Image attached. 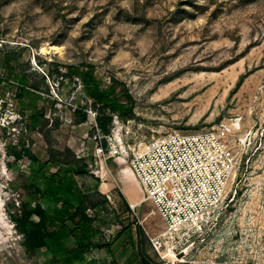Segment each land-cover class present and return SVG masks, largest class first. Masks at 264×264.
I'll return each instance as SVG.
<instances>
[{
    "label": "rangeland",
    "instance_id": "obj_1",
    "mask_svg": "<svg viewBox=\"0 0 264 264\" xmlns=\"http://www.w3.org/2000/svg\"><path fill=\"white\" fill-rule=\"evenodd\" d=\"M179 7L194 17L182 13L172 20ZM4 50L15 54L9 58ZM50 62L63 71L92 65L103 87L112 77L125 84L135 106L113 120L117 131H130L126 141L137 145L170 128L214 129L235 145L241 164L227 199L213 222L180 245H188L185 255L164 261L152 250L150 236L165 230L163 219L150 200L131 210L128 199L140 200L145 191L135 176L136 183L123 178L122 171L132 172L128 162L110 158L102 170L90 134L97 111L77 76L43 79L57 68ZM0 77V222L11 226L0 239V264H51L61 249L76 246L68 236L29 257L9 217L24 203L35 207L39 197L26 186L33 181L44 188L57 171L42 165L51 147L86 157L88 175L114 187L104 208L88 211L95 219L87 231L94 247L74 264H142L137 224L158 264H264V0H0ZM20 83L40 88L19 98ZM76 108L86 111V124L77 123ZM23 136L40 162H14L7 154ZM52 180L84 183L71 171ZM47 207L42 199L35 217ZM122 226L127 231L112 247H95Z\"/></svg>",
    "mask_w": 264,
    "mask_h": 264
},
{
    "label": "built area",
    "instance_id": "obj_2",
    "mask_svg": "<svg viewBox=\"0 0 264 264\" xmlns=\"http://www.w3.org/2000/svg\"><path fill=\"white\" fill-rule=\"evenodd\" d=\"M92 129L94 157L99 158L102 170L110 158L128 162L145 191L140 204L152 201L154 212L166 225L165 230L150 236L152 250L164 261L173 257L171 251L185 255L182 252L188 245H180L191 243L189 237L195 231L213 222L227 199L241 164L235 145L214 129L170 128L137 145L124 139L131 134L129 130L125 134L123 127L117 131L115 119L108 135L101 133L96 118ZM84 152L88 157V148ZM94 174L104 179V173ZM129 205L135 212L137 205Z\"/></svg>",
    "mask_w": 264,
    "mask_h": 264
},
{
    "label": "trees",
    "instance_id": "obj_3",
    "mask_svg": "<svg viewBox=\"0 0 264 264\" xmlns=\"http://www.w3.org/2000/svg\"><path fill=\"white\" fill-rule=\"evenodd\" d=\"M182 13H186L191 17L195 15V13L179 7L172 13V20H178ZM4 54H7V56L11 58V56H14L15 50H4ZM49 64H54L57 68L55 71L45 73L43 76L44 80L46 76H53V73H56L59 77H69L70 79L73 78V76H77L81 85L84 87V91L91 99V104L97 111L96 121L102 134L108 135L111 133L114 114L122 113L126 117L128 112L133 111L135 100L125 84L115 77L111 78L109 85L103 87L101 79L96 77L92 65L87 64L82 67L65 65L66 70L63 71L56 62H50ZM23 76L27 77L28 75L25 74ZM1 82H3V78L0 77V83ZM241 83L242 78L238 82L237 88ZM39 88L38 84H33L28 87L20 83V92L17 95H19V98H22L26 92L38 91ZM2 105L6 106L5 103ZM74 112L81 114L77 123L86 122L88 120L86 111L80 112V110L76 108ZM22 114L24 115V111H22ZM43 114L44 113L41 112V116ZM33 117L36 116L34 115ZM45 121L47 120L42 119V122H38L42 125L45 124ZM27 128H31V123L25 125L24 130H27ZM94 132L95 129L90 130V134ZM45 138L47 142H49L46 134ZM31 143L32 142H30L28 138L23 136L15 145L7 149V154L13 157L14 162L30 161L38 163L41 159L33 152ZM67 153L71 155L70 158L66 156ZM47 154L48 159L42 163L43 166L52 162L59 167L62 165L68 166L69 171L78 176H84L90 173L88 159L86 157H79L76 153H73L69 147H65V149L51 147L48 149ZM7 164L11 165L10 162ZM54 181H56L55 178ZM71 184L66 186L60 185V183L55 184L47 182V185L42 188L40 184L32 181L26 187L33 191L32 193L34 196L39 197L36 200L35 207L42 199L47 198V200L54 201V208L49 210L47 207L38 218L35 217V207L31 206L28 202L24 203L20 213L13 214L9 212V217L13 221L15 230L22 237L20 243L27 256L32 257L42 249H49L51 244L62 241L68 236L75 237L76 246L70 249H61L60 252H58V256L55 258L53 257L51 264H74L77 260H84L85 253L94 247L91 236L87 231L91 228L95 219L88 211L92 208H104L108 200L106 197L104 199H94V195L88 193L76 197V184ZM94 193L100 194L99 191ZM73 200L77 203H74ZM126 231L127 227L122 226L115 236L110 234L108 238L104 237L103 244L98 243L95 247L100 249L112 247ZM136 232L137 251L142 264H158L150 259L144 247L146 234L141 224H137Z\"/></svg>",
    "mask_w": 264,
    "mask_h": 264
},
{
    "label": "crops",
    "instance_id": "obj_4",
    "mask_svg": "<svg viewBox=\"0 0 264 264\" xmlns=\"http://www.w3.org/2000/svg\"><path fill=\"white\" fill-rule=\"evenodd\" d=\"M84 124H86V122L85 123H83V125ZM81 145V144H80ZM34 152V151H33ZM36 154V153H35ZM44 161H46V160H44ZM43 161V162H44ZM45 166H47V168H50L51 166H56V170H57V174L56 175H54L55 173H56V171H54V173H51V177H50V181H48V182H51V181H53L52 180V178L53 177H58V175L59 174H61L62 173V171L63 172H65V174H66V172L67 171H69V168L67 167V166H65V165H62V166H58L57 164L55 165V164H53L52 162H49V163H47ZM43 168H45V167H43ZM42 169V168H41ZM43 170V169H42ZM42 172V171H41ZM131 174H132V176H133V178H134V180H132V176L131 177H129V178H124V179H126V180H131V181H133V182H135L136 183V180H135V177H134V175H133V173L131 172ZM44 175V174H43ZM82 179H83V184L82 185H76V189H75V195H76V197L77 196H80V195H82V194H86V193H88V194H93L94 196H97L98 194L97 193H94V192H96V191H99V198H101V199H104L105 197L107 198V197H109L110 198V195L113 193V190H114V187L112 186V184H110V183H108V182H101L97 177H95V176H93V175H84V176H80ZM46 186V185H45ZM142 199V198H141ZM128 201H129V204L131 203V201L128 199ZM133 202H139V200H137V201H133ZM47 204H48V209L49 210H51V209H53L54 208V201L53 200H47ZM141 205V204H140ZM139 205V206H140ZM139 206H137V208L139 207ZM47 209V208H46ZM138 218H139V215H138ZM143 219V218H142ZM147 230V229H146ZM147 232L149 233V235H151V233L147 230ZM158 234V233H157ZM154 235H156V234H154ZM153 235V236H154ZM152 236V235H151ZM63 241V240H62Z\"/></svg>",
    "mask_w": 264,
    "mask_h": 264
},
{
    "label": "bare ground",
    "instance_id": "obj_5",
    "mask_svg": "<svg viewBox=\"0 0 264 264\" xmlns=\"http://www.w3.org/2000/svg\"><path fill=\"white\" fill-rule=\"evenodd\" d=\"M122 173H123V177L124 178H129V177H131L132 176V174H131V172H128L127 170H124V171H122ZM132 180H134V178H133V176H132ZM0 200L2 201L3 199H2V197H0ZM140 201H141V199L139 200V202L137 203V202H131L133 205H137V206H139L140 205ZM154 212V211H153ZM152 212V213H153ZM145 220H147V217H145ZM6 221V220H5ZM0 239L1 238H4V231H3V229L5 230V232H6V234H10L11 233V226H9L6 222H4V221H2V222H0ZM169 256H173L174 258H175V260H176V256L174 255V253L171 251L170 253H169Z\"/></svg>",
    "mask_w": 264,
    "mask_h": 264
}]
</instances>
